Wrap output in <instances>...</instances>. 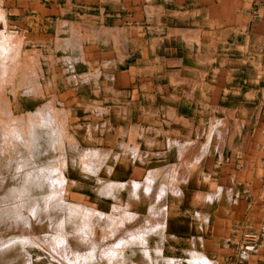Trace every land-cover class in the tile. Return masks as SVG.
<instances>
[{
	"label": "rangeland",
	"instance_id": "374dc122",
	"mask_svg": "<svg viewBox=\"0 0 264 264\" xmlns=\"http://www.w3.org/2000/svg\"><path fill=\"white\" fill-rule=\"evenodd\" d=\"M0 106V264H264V0H0Z\"/></svg>",
	"mask_w": 264,
	"mask_h": 264
},
{
	"label": "bare ground",
	"instance_id": "6f19581e",
	"mask_svg": "<svg viewBox=\"0 0 264 264\" xmlns=\"http://www.w3.org/2000/svg\"><path fill=\"white\" fill-rule=\"evenodd\" d=\"M4 45V44H3ZM11 53V52H10ZM12 56V55H11ZM6 57V56H5ZM10 57V56H9ZM14 58V57H13ZM5 60H7V59H5ZM10 60V59H9ZM8 60V61H9ZM7 62V61H6ZM7 67H5V69H6ZM6 104V103H5ZM1 107V106H0ZM53 115V114H52ZM13 122V121H12ZM21 128V127H20ZM8 130V129H7ZM21 133V132H20ZM19 133V134H20ZM61 143V142H60ZM60 154V153H59ZM62 157V156H61ZM61 161V160H60ZM59 161V162H60ZM58 162V163H59ZM62 163V162H61ZM61 163H59V164H61ZM64 163V162H63ZM64 166V165H63ZM56 167H57V165H56ZM59 167V166H58ZM57 167V168H58ZM57 168H54V170H57ZM61 168V167H60ZM53 170V171H54ZM40 171V170H39ZM51 171V170H50ZM49 171V172H50ZM59 171V170H58ZM58 171H56V172H58ZM60 171H61V169H60ZM56 172H55V174H56ZM40 173H42V172H40ZM40 173L37 171L36 173H33L32 175L31 174H27V177H26V181L27 182H25V184H27V186H28V182H31V183H35V184H40V182L42 181L41 180V175H40ZM55 174H53V175H55ZM57 174H59V173H57ZM47 175V174H46ZM56 176V175H55ZM54 176V177H55ZM61 175H59L58 177L59 178H51V180L53 181V182H55V183H59V185H61L62 186V182H63V185H64V178L63 177H60ZM48 177V176H47ZM43 178H44V173H43ZM48 179V178H47ZM47 181V180H46ZM45 181V182H46ZM49 182H50V180H48ZM44 182V181H43ZM52 182V183H53ZM30 183V184H31ZM61 183V184H60ZM33 185V184H32ZM31 185V186H32ZM58 185V184H57ZM58 185V186H59ZM27 186H26V188H27ZM30 186V185H29ZM30 186V187H31ZM34 187H36L35 185H33ZM40 186V185H39ZM58 186H55V187H58ZM29 187V188H30ZM25 188V189H26ZM33 188V187H32ZM53 188V187H52ZM28 189V188H27ZM31 189V188H30ZM60 190H61V188H60ZM59 191V190H58ZM62 191V190H61ZM62 193V192H61ZM146 193V192H145ZM56 194H57V189H56ZM55 194V195H56ZM60 194V193H59ZM52 195V194H51ZM57 196H59L58 194H57ZM57 196H54V193H53V197H57ZM51 197V196H50ZM53 197H51L52 199H53ZM60 197H61V195H60ZM57 199V198H56ZM55 199V200H56ZM60 199V198H59ZM48 201H50V198H49V200ZM47 201V202H48ZM56 202V201H55ZM63 202V201H62ZM62 202H59V203H57V204H60V203H62ZM52 203H53V201H52ZM56 204V203H55ZM48 205V204H47ZM50 206V205H49ZM47 207V206H46ZM45 207V208H46ZM44 211H45V209H44ZM96 214V213H95ZM94 211H92L91 209H85V208H82V207H68V221H69V223L68 224H70L71 226H77V223H79V220L82 222V225L84 226L83 228H86L85 226H88L89 225V221H91L92 220V218L93 217H95L94 215ZM97 216V215H96ZM99 216V215H98ZM66 218H64L63 219V225L65 224V219ZM91 218V220H88V219H90ZM91 223H92V221H91ZM59 224H60V226L62 225V223H60L59 222ZM81 224V223H80ZM65 228V227H64ZM64 228H63V230H62V232H63V234L61 233V235H59V237L61 236H64L63 238H65V234H64ZM93 228V227H92ZM79 229V228H78ZM87 229V228H86ZM93 230H94V228H93ZM77 231V230H76ZM90 231V230H89ZM61 232V231H60ZM80 233V232H79ZM89 234V233H88ZM79 235V234H78ZM87 236V235H86ZM94 236H95V234H94ZM60 237V238H61ZM82 237V236H81ZM58 238V237H57ZM89 239V238H88ZM57 240V239H56ZM59 240V239H58ZM61 240H62V238H61ZM86 240V239H85ZM62 241H65V240H62ZM90 243V242H89ZM86 246V245H85ZM61 247V246H60ZM97 255V254H96Z\"/></svg>",
	"mask_w": 264,
	"mask_h": 264
},
{
	"label": "crops",
	"instance_id": "0c3cea01",
	"mask_svg": "<svg viewBox=\"0 0 264 264\" xmlns=\"http://www.w3.org/2000/svg\"><path fill=\"white\" fill-rule=\"evenodd\" d=\"M124 72V71H121V73Z\"/></svg>",
	"mask_w": 264,
	"mask_h": 264
}]
</instances>
